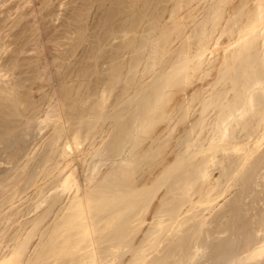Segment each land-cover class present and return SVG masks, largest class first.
<instances>
[{"label":"bare ground","instance_id":"1","mask_svg":"<svg viewBox=\"0 0 264 264\" xmlns=\"http://www.w3.org/2000/svg\"><path fill=\"white\" fill-rule=\"evenodd\" d=\"M136 1L129 0L123 12L126 60L121 63L125 79L118 135L94 149L90 143L98 135L96 125L97 135L88 129L93 141L87 146L94 150L85 148L86 142L79 149L74 144L81 132L75 127L71 132L70 123L67 128L58 120L60 146H52L58 147L53 164L48 160L54 148L47 160L54 171L42 162L39 178L45 169L50 177L35 178L36 184L27 188L33 189L22 192L23 179L15 178L14 170L27 168L24 160L17 164L27 145L23 137L30 132L23 136L11 125V138L5 140L19 161L14 176L8 173L17 180L7 186L14 190L11 209L5 205L11 211V244L5 251L1 242L0 264H44V258L50 264H109L108 255L114 263L125 256L126 247V255H133L124 264H264V0H175L164 16L158 10L157 20L140 22L138 33L133 30ZM134 33H140L136 44ZM14 89L8 90L12 94ZM105 92L100 93L104 98ZM164 121L166 126L155 130ZM176 123L181 128L187 123L188 134L183 139L184 131L171 145L173 133L179 132ZM155 131L159 133L152 135ZM33 156L32 161L38 159ZM51 177L53 185L47 183ZM17 216L26 217L25 223ZM48 218L54 224L44 233ZM58 218L63 220L55 222ZM53 239L62 245H52ZM43 246H48L45 253Z\"/></svg>","mask_w":264,"mask_h":264},{"label":"rangeland","instance_id":"2","mask_svg":"<svg viewBox=\"0 0 264 264\" xmlns=\"http://www.w3.org/2000/svg\"><path fill=\"white\" fill-rule=\"evenodd\" d=\"M32 1L34 2L33 4L30 3ZM27 2H29L28 5H27ZM140 2H141V4H140ZM128 3H129V0H127V1L126 0H65V1L64 0H31V1H29V0H0V4H1L0 5V34H1L0 35V51L2 50V52H0V69H1L0 75H2L0 77V90H3L0 92V139H1L0 140V184H3L0 186V207L1 206L3 208L5 207L4 209L2 208L3 211L0 210L2 212V213L0 212V222H1L0 223V248H1L2 243L4 244V246L2 245L3 247L9 246V245L7 246V244L10 243V240L8 242V235H9V239H11V227H10L11 226V218H9L11 216V214H10L11 211L8 208L11 209V206H10L11 202L9 205V200L11 199V195H13L12 192L14 190L12 191L7 186L9 184L11 185V182L15 178H18V180L21 178L23 180H21V179H20L21 181L19 180L20 181V185H19L20 190L22 192H24L25 190L28 191L29 189L27 190V188H30L31 186L33 187V185H34L33 183H35L34 181H36L35 178H37V179L39 178V175L41 173L40 171L45 168L44 165L46 164V162L49 161L50 163H52V160L56 158L55 155H57V153H58V150L56 151V149H58V147L60 146V143H57L60 141H57L59 139L56 138L58 136H57V130H56L57 126L55 124L58 120H59L58 121V123H59L60 119H62V122L63 121L65 122L64 124L67 128L69 127L68 123H70V128H68V129L71 132L75 131V129H73L74 127L76 128V130L77 129L79 130V132H77V133L81 132V134H78V137L81 135V138L79 137L78 138L79 140H77V142L80 141L83 144L81 143L79 145V144H77V142L76 143L74 142L75 143L74 144L73 143L74 140L71 142V146H72V144H74V146L77 145V148L79 147V149L82 146L84 147L85 142H86L85 148H89L90 145L94 149L97 145L99 147H101V146L103 147V146H105V144L108 140L109 141L111 140L112 136L115 137L116 135L119 134L118 131H120L119 126H120L121 118H120V116H117V115H120L119 111L121 109L120 106H121L122 99H123V97H122L123 87L122 86L124 84L123 78L125 79V76L123 74L122 64H123L124 60H126V59H124L125 58L124 57V54H125V52H124L125 51V48H124L125 47V45H124L125 41L124 40L125 39H123V38H125V36H124L125 33H124V28H123L124 27L123 22L125 20L124 19L125 16H124L123 12L125 10V7L129 6ZM135 3H136V6H134L135 8L133 10H135L136 13H135L134 18L136 17L138 22L137 23L135 22V24L133 26V28H134L133 30L135 32H137V31L139 32L142 29L140 27L141 23L143 25V23H147L149 20H153L154 18L157 20V18L160 15L164 16L165 11L167 12L168 9L169 10L171 9L169 7L173 6L172 3H175V0H144V1L143 0H139V1L137 0ZM60 4L62 5V7L60 6ZM17 7H18V9H17ZM24 8H25V10H24ZM160 9H162V10H160ZM158 10H159V13L161 11L160 15L158 13ZM162 12H163V14H162ZM157 13L159 16L157 15ZM149 15H150V17H149ZM138 28H140V29L138 30ZM144 34H145V32L142 33V35H144ZM139 35H140V33L138 35L136 33H134V40L136 39L134 42L135 44L138 41L137 39H138ZM135 36H136V38H135ZM134 46H136V45H134ZM118 65L121 67V69ZM3 72L5 74L4 78H3ZM117 75L118 76L120 75L119 78ZM41 79H42V81H41ZM121 80H122V82H121ZM5 82H7V83H5ZM107 82L109 83V85ZM116 84H117V86H116ZM13 85L15 87L13 92H15V93L12 92V94H11L10 90H8V89H11V87ZM53 88H54V90H53ZM4 89L8 90L10 93L6 90L4 91ZM105 89H106V92H105L106 98L101 96V95H103V93H101V92L105 91ZM51 90H52V92H51ZM108 91H110V92H108ZM56 93H58V94L56 95ZM100 93H101V95H100ZM109 93H111V95ZM103 98L105 99V102L107 101L106 103L104 102ZM179 98L180 97H178V99ZM56 99L57 100L59 99V100L57 101ZM178 99L173 101V103H175L174 105L172 103L173 107L176 105V101ZM100 101H102V103L104 102L103 106L101 105L102 103ZM59 102H62L63 104L59 103ZM99 103H101L100 106H101V108H102L101 110L103 112L101 110H99V108H100ZM56 105H58V106H56ZM108 106H110V107L108 108ZM49 107H51V108H49ZM104 108H105V110H104ZM177 108L180 110L181 106L180 107L177 106ZM57 110H58V112H57ZM53 111H55V112H53ZM60 113L62 115H64L65 118L63 116L61 118H58L59 117L58 115H61ZM48 114L50 116H47ZM55 114L57 115V118H55L56 117ZM97 115H99L100 117ZM103 116L105 118H103ZM44 118H46L47 120ZM100 118H102V119L99 120ZM38 121H41V122H38ZM52 121H54V122H52ZM45 122H46V124H45ZM98 122L100 124V128H99V124H97ZM113 123H115V125ZM160 123H159L160 126L159 127L156 126L157 128H155V130L159 129L160 127L163 128V126L164 125L166 126V124H167V123H165V121L160 122ZM163 123H165V124H163ZM110 124H111L112 128H109V127H111V126H109ZM176 124L178 125L177 129L179 130L180 133L177 131V132L173 133L175 135L172 134L173 135V137L171 139L172 141L170 140L171 145L175 144V142L178 139L177 136L179 137L182 133H184V131H185L184 128L187 126L186 125L187 123H185V124L181 125L182 126V128H181L179 126V123H176ZM11 125H12V129L14 127V129L16 128V130H18V128H19L18 131L21 132V134L24 133L23 136H26V134H28L29 132L31 133V135L29 133V135H27V137H23V139L25 138L24 141L27 142L28 146L26 145V147L21 152L22 154L21 153L18 154V158L19 159L22 158V160H20V161L17 158H15V156L12 154L11 147H10L9 143L7 145L6 140H5L6 138H9V137L11 138ZM28 125L30 128L28 127ZM96 125H97L98 130H99L98 135H97V133H95L97 131V130L95 131ZM104 125H106V127H104ZM17 126H20V127H17ZM107 126H108V128H107ZM21 127H22V129H20ZM103 127L105 130L102 129ZM116 127L118 129H116ZM23 128L25 131L23 130ZM91 128L93 129L92 132L95 133V135H97L96 138H95V136L93 137V140L96 139L94 142H92L93 140L92 141L90 140V139H92L91 135L93 133L91 131H90L91 133L88 132V129L90 130ZM54 129H55V131H54ZM108 129L110 132L108 131ZM181 129H182V131H181ZM185 129H187V127ZM26 130H28V132H26ZM106 131H108L109 133L107 132V134H105ZM158 131L153 132L152 135H154L155 133H159ZM187 131H188V129H187ZM187 131H185L186 133H184L185 136H184V134H182L183 139L185 137H187L186 136V134H188ZM25 132H26V134H25ZM52 132L56 133V134H53V136H52V134H50ZM85 132L86 133L88 132V133L86 134ZM99 132L100 133L102 132L101 134L103 136H101ZM47 134L51 135L52 139L49 138L50 136L47 137L48 136ZM114 134H116V135H114ZM42 136H44V137L46 136L47 139L46 138L44 139V137H43V139L46 141L50 140L51 142L50 141L44 142L43 139L41 138ZM155 136H154V138L152 136V140H150L151 138L149 136L148 140L149 141H158V139L156 140L157 136L156 137ZM171 136H169V137H171ZM86 138H88V139H86ZM98 138H99V140L101 138V141L104 138L103 142L104 141L105 142L104 143H102L101 141L97 142ZM173 138L176 140L174 141ZM33 139H36V140H33ZM37 139H38V141H39V139L41 140V142L43 141L42 144H39L41 142L38 143ZM14 140L16 143L20 142L18 139L16 140L14 138ZM52 140L53 141L56 140V141L53 142ZM86 140H88V141H86ZM89 140L93 144L90 143ZM33 142H35L34 144L37 143V146L35 145V147H33L32 146ZM55 142L57 144H55ZM96 142L98 144L95 145ZM28 143L31 146H29ZM88 143H90V145ZM172 143H174V144H172ZM38 144L41 146H39ZM49 144H51V145H49ZM53 144L58 146V147H56L54 145L56 147V149H55V147H53L54 150L52 148ZM87 144L89 147L87 146ZM74 146H72V147L74 148ZM92 147L89 149L94 150ZM29 148H32L33 151H35V153H33V151H31L32 150L31 149L30 151L33 154L31 153V155H29L30 154ZM36 148H37V151H36ZM171 148H172V146H171ZM25 149L27 152V153H25L26 155L23 154V152H25L24 151ZM51 149L54 152L51 153ZM74 149H76V148H74ZM49 153H51L50 155L53 158H49V156H50ZM53 154H54V156H53ZM33 155H35V157ZM36 155L38 156V159H36L37 158ZM44 155H46L47 158ZM30 156H33L34 159H36L38 161H36V160L32 161L31 160L32 158H30ZM25 157H26V160H25ZM43 157H45L44 160H43ZM29 158H30V160H29ZM39 158H41V160ZM48 158L50 160H48ZM16 159L19 162L16 161ZM22 161H23V163L25 161L27 162V168L24 170L23 169L24 166H22V168L20 167L21 170L20 169L17 170V168L15 169L14 168L16 165L15 163L18 162L17 166H19L22 163ZM30 161H31V163H30ZM26 162H25V164H26ZM35 162H37V163H35ZM42 162L45 163V164L43 163L44 167L41 166ZM49 162L47 163L48 164L47 167L52 168L49 170L54 171L53 166L50 165ZM53 162H54V160H53ZM28 163H30V164H28ZM39 167H41L40 171L38 169ZM13 168L15 169L14 172L15 171L17 172V173L16 172L14 173V174H16L15 176L12 172ZM105 168H106V165L102 166V170H104ZM49 170L45 169L42 172V174L43 173L44 174L43 175L41 174L42 176H40V178L41 177L43 178V176L48 177L49 176L48 175ZM11 172L15 178H13L11 175H9V174H11ZM27 173L28 174L30 173L31 176L28 175ZM36 173H38L37 174L38 176H36ZM82 173H83L82 169H81V171L79 170V174H82ZM46 174H47V176H46ZM56 174H57V172H56ZM9 176H11V178ZM83 176H82V178H83ZM31 177H33V178L31 179ZM52 177H54V176H52ZM52 177L49 180L45 179V181L48 180V182L47 181L46 182L49 183L51 180L50 184L51 185L55 184L54 183L55 177L53 178V180H52ZM83 179L85 180V176ZM16 180L17 179H15L14 181H16ZM52 181H53V184H52ZM42 182H44V181H42ZM32 189L33 188H31L30 190H32ZM7 190H10V191H7ZM20 190H17L16 192L20 193L21 192ZM161 190H163V189H161ZM5 191H7V192H5ZM2 193L8 194V196L5 194L6 198L4 197L3 200H2V198L5 195H3ZM161 193H162V191L159 192L160 197L163 196V194H161ZM159 194H158V196H159ZM40 196H42V193L39 194V197ZM39 197L37 199H40ZM1 201H2V203H1ZM43 205H44L43 207H45L47 205V203L45 202ZM45 208H43V209H45ZM33 214L32 215L27 214V217L30 218L28 220L26 217H22V218H26V219H24L25 222L30 221L31 217H33V218L35 217V214L34 215ZM7 216H8V219H7ZM20 216L21 215H19V217ZM53 216H55L54 218H56L57 214L53 215ZM22 218H18V216H17L16 219L19 222ZM49 218H51V217H49ZM49 218L47 220L48 226L42 228V229H44V230H42V232H44V233L46 231V228H49V227H51V225L53 226V224H54L52 222V221H54V218H53V220L51 219L50 222H49ZM59 219H61V218L56 219L55 222H59ZM5 220H7V221H5ZM62 220L63 219H61L60 222ZM2 222H4L5 224H3ZM22 222H24L23 219H22ZM51 222L53 224H51ZM19 224L20 223H18V225ZM49 224H50V226H49ZM56 226H57V223H55V227ZM4 227H5V229L3 230ZM7 229H9V230L7 231ZM47 231H48V229H47ZM102 234L103 233H101V236H103ZM137 235H136V237L138 238L139 234H137ZM6 236H7V241L4 240V239H6ZM59 237H61V236H59ZM57 238L58 237H56L55 239H57ZM55 239H53V240H55ZM58 239H60V240H58L59 242L62 241L61 238H58ZM2 241H5V243ZM32 241H34V240H32ZM134 241L136 242V238ZM59 242H57V240H55V242L53 241V243H55V244H53L52 241L50 242L49 245L47 243H45V244L48 246H50L51 243H52V245H57V243H58V246L62 245V242H61V244ZM30 244H32V242ZM66 245H67V243H66ZM48 246L46 249L43 246L44 247L43 251L44 250L47 251ZM132 246H134V248H135L134 243ZM163 246H164V244L162 245V249H163ZM6 247H5V251H7L9 249V247H8L6 250ZM126 248H128V247H126ZM126 248H124V249H126ZM134 248L132 247L133 250H134ZM124 249H123L124 252L126 250H128V251L130 250V248H128L126 250H124ZM164 249H166V248H164ZM45 251H44V253H45ZM124 252H123V256L124 255L125 256L124 257L122 256L123 258L120 257V259L118 257V259H115L116 262H114V263L112 262L113 256L108 255L109 257L110 256L112 257V258L110 257L111 261L109 260L111 263L108 261L109 264H118L119 262H120V264H124V262H126V260L128 261L131 257L130 255L132 254V252H130V253L128 252L129 257L126 255L127 252H125V253ZM44 259L46 260V262H44V264H50V262H47L48 260L46 258H44ZM124 259H126V260H124ZM63 261L65 262L66 259ZM104 261H102L103 264H104ZM70 264H72V262H70ZM105 264H107V263H105Z\"/></svg>","mask_w":264,"mask_h":264}]
</instances>
